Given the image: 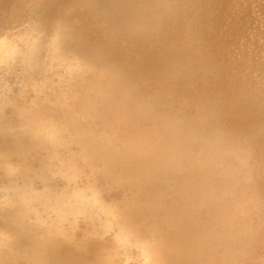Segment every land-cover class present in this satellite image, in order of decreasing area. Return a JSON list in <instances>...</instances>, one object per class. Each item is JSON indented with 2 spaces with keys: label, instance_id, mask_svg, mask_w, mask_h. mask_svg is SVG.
I'll return each mask as SVG.
<instances>
[{
  "label": "rangeland",
  "instance_id": "1",
  "mask_svg": "<svg viewBox=\"0 0 264 264\" xmlns=\"http://www.w3.org/2000/svg\"><path fill=\"white\" fill-rule=\"evenodd\" d=\"M240 1L0 0V47H2L0 53L3 56L0 55V264L249 263L251 252L247 247L243 248L245 244L242 242L238 230L239 228L245 229V227L250 230H253V228L255 230H257L256 228L263 229L264 209L262 207L248 201H238L227 205L215 200L211 205L208 198L201 195L204 201V209L201 211L196 209L193 212H203L201 215L204 218L208 217L205 219L206 221L212 217L211 208L213 211L221 212L225 217L221 222L223 225H219L221 232L218 235H187L185 234V228L177 223V219L174 221L172 217H175L178 210L185 211L183 212L186 214V222L184 221V223L189 228L193 227L187 224L189 223L187 216L189 209H187L186 202L180 199L179 192L169 195L170 192L165 191V189L171 190L169 187H172L173 182H177L181 178L182 180L185 178L198 180L197 175L194 173L188 174V172L175 170L168 166L169 159L175 157L179 152L176 136L185 139L193 138L190 143L200 142L195 139L197 136L193 129L195 126L199 127L201 132L198 137H202L203 140L217 132L227 135V139L231 136L233 138L232 142L238 139V143H245L250 138L252 147L263 149L261 147L262 136L252 137L253 139H251L248 133L242 131L230 135L231 131H235L240 124L248 122L251 117L253 119L257 117V120L262 123L264 121V115H262L261 121L258 118L261 115L260 113L263 114L264 112V0H242V3ZM250 3L251 6L247 7ZM226 4L227 6H225ZM234 6L235 8H233ZM127 13L128 15H126ZM229 13L231 15L235 14V17ZM241 15L243 16L241 17ZM68 18L73 19L69 20ZM78 19L81 20L77 21ZM83 19L89 20L87 22ZM241 19L243 20L241 21ZM90 22H94L93 25ZM193 22L197 23L194 24ZM79 23L80 25L77 26ZM83 23L85 24L83 25ZM96 26L99 27L98 31ZM89 29L91 32L87 31ZM235 31L237 34L234 35ZM254 31L255 34H253ZM216 34L218 38L215 37ZM166 36L168 37L166 38ZM202 36L204 37L202 38ZM239 37L242 38V41H238ZM240 42L241 45H238ZM223 47L227 48H224L226 51L223 50ZM248 49L253 53L249 52ZM154 50L156 56H154ZM251 53L253 58L250 55ZM109 54L112 56L110 57ZM113 54L116 57H113ZM8 56H10V59ZM226 57L227 59H225ZM233 59L235 60L233 61ZM212 61H214V64ZM255 62L256 65H254ZM233 63H235V66ZM138 64L141 69L137 68ZM128 65L130 66L129 71H127ZM236 65L240 69H237ZM254 66L257 71L254 70ZM231 68L234 70L233 75ZM249 71L252 72L249 73ZM148 73L151 75H148ZM252 73L254 74L251 75ZM236 74H239V76ZM239 78L240 83L238 82ZM213 81H217V83ZM211 84L214 92L207 89L212 87ZM153 85L155 86L153 87ZM244 85L250 88L243 87ZM94 89H96V92ZM239 91L242 93L241 96ZM224 92H226L227 98L224 96ZM232 92L235 93L232 94ZM172 94H176V97ZM94 95L97 96L94 97ZM201 95L202 99L199 101ZM102 97L103 102L100 100ZM242 98L243 101L248 102L247 105L251 106H247L244 112L242 111V119H239L240 111L235 110L237 107L235 105L241 103L240 99ZM184 99L185 101H182ZM104 100H106L105 102L108 100L109 103L107 102L106 105ZM219 100L222 102L220 103ZM254 100L256 103H254ZM217 101L219 102L217 103ZM260 102L262 103L260 104ZM226 103H229L230 106ZM254 104L258 109L254 107ZM106 106H108V109L105 108ZM233 106L235 111L232 109ZM101 107L103 109H99ZM104 109L106 112H104ZM237 109L239 110L238 107ZM169 110L172 111V114ZM205 110L210 113L207 114ZM192 111L195 113H192ZM246 111L248 114L245 113ZM222 112L225 116L227 115V118L221 115ZM81 113L84 114L81 115ZM250 113L254 115L252 116ZM228 115H231L230 119ZM128 116L130 119L127 118ZM233 116L236 123L238 121L239 124L234 122ZM212 117L216 122L213 121ZM237 117L238 119H236ZM75 119H77V122ZM80 119L84 120L83 125ZM85 121H88V125L85 124ZM241 121L242 123H240ZM263 124L261 125L262 129ZM86 126L89 128H86ZM258 126L260 128V125ZM227 127H230L231 131ZM99 128L100 131L102 130L101 132L98 131ZM127 128L128 130L125 133ZM262 129H259L261 134H263ZM114 130H117L125 138L121 142L125 143L127 141V144H123L127 147L108 140V136L113 134ZM166 132H172L174 135H166ZM156 133L161 136L165 133V141L156 142L147 137L150 134L151 138L156 139ZM245 136H248V139ZM258 140L259 142H257ZM128 145L130 146L128 147ZM210 150L214 151L212 152L214 154L210 156H222L218 150L214 148ZM253 154L257 156V153ZM256 163L260 165L258 160H255ZM253 167L254 171L251 170L247 175H244L247 182L255 183L261 177V175H258L260 171H256V167ZM262 173L264 174V171ZM202 179L203 185L208 186L209 180ZM156 190L162 193L166 201H161L155 195ZM233 206L235 207L233 208ZM77 233L82 236H78ZM62 254L72 256L71 260L62 262Z\"/></svg>",
  "mask_w": 264,
  "mask_h": 264
},
{
  "label": "bare ground",
  "instance_id": "2",
  "mask_svg": "<svg viewBox=\"0 0 264 264\" xmlns=\"http://www.w3.org/2000/svg\"><path fill=\"white\" fill-rule=\"evenodd\" d=\"M28 1V0H27ZM113 1V0H112ZM173 1V0H172ZM221 1V0H220ZM224 1H226V0H224ZM233 1V0H232ZM236 1H239V0H236ZM242 1V0H241ZM240 1V2H241ZM244 1V0H243ZM16 2V1H15ZM193 2V1H192ZM195 2V1H194ZM193 2V3H194ZM216 2H218V1H216ZM239 2V3H240ZM59 3V2H58ZM191 3V2H190ZM192 3V4H193ZM202 3V2H201ZM204 3H206V2H204ZM242 3V2H241ZM240 3V4H241ZM251 3H253V2H251ZM251 3H250V5L249 6H247V7H250L251 6ZM76 4V3H75ZM118 4V3H117ZM153 4V3H152ZM199 4V3H198ZM248 4V3H247ZM68 5V4H67ZM103 5V4H102ZM108 5V4H107ZM122 5H124V4H122ZM127 5V4H126ZM137 5V4H136ZM184 5V4H183ZM210 5V4H209ZM211 5H212V3H211ZM234 5V4H233ZM233 5H231V6H233ZM236 5H238V4H236ZM244 5V4H243ZM245 5H246V3H245ZM244 5V6H245ZM100 6V5H99ZM154 6V5H153ZM167 6V5H166ZM196 6V5H195ZM205 6V5H204ZM207 6V5H206ZM225 6H227V4L225 5ZM258 6V5H257ZM3 7V6H2ZM102 7V6H101ZM124 7V6H123ZM128 7V6H127ZM199 7V6H198ZM203 7V6H202ZM208 7V6H207ZM239 7V6H238ZM262 7V6H261ZM49 8V7H48ZM51 8V7H50ZM93 8V7H92ZM111 8V7H110ZM184 8V7H183ZM191 8V7H190ZM209 8V7H208ZM207 8V9H208ZM211 8H213V7H211ZM233 8H235V6L233 7ZM240 8V7H239ZM238 8V9H239ZM260 8V7H259ZM210 9V8H209ZM214 9H215V5H214ZM223 9V8H222ZM238 9H236L237 11H240V10H238ZM243 9V8H242ZM253 9V8H252ZM14 10V9H13ZM101 10V9H100ZM220 10H221V8H220ZM246 10V9H245ZM248 10V9H247ZM118 11V10H117ZM134 11V10H133ZM181 11V10H180ZM183 11V10H182ZM197 11V10H196ZM195 11V12H196ZM209 11V10H208ZM224 11V10H223ZM230 11H231V8H230ZM234 11V10H233ZM16 12V11H15ZM124 12V11H123ZM201 12V11H200ZM203 12V11H202ZM217 12V11H216ZM228 12V11H227ZM255 12V11H254ZM27 13V12H26ZM87 13V12H86ZM92 13V12H91ZM178 13V12H177ZM184 13V12H183ZM192 13V12H191ZM218 13V12H217ZM53 14V13H52ZM99 14H100V12H99ZM152 14V13H151ZM200 14H202V13H200ZM230 14V13H229ZM240 14V13H239ZM247 14V13H246ZM251 14V13H250ZM255 14V13H254ZM5 15V14H4ZM47 15V14H46ZM96 15V14H95ZM126 15H128V13L126 14ZM178 15H179V13H178ZM181 15V14H180ZM187 15V14H186ZM203 15V14H202ZM211 15V14H210ZM231 15V14H230ZM229 15V16H230ZM235 15V14H234ZM234 15H231V16H234ZM260 15V14H259ZM73 16H74V14H73ZM92 16H94V15H92ZM100 16V15H99ZM106 16V15H105ZM115 16V15H114ZM160 16V15H159ZM177 16V15H176ZM194 16V15H193ZM197 16H198V14H197ZM217 17L219 16V15H216ZM215 16V17H216ZM243 15H241V17H242ZM245 16V15H244ZM254 16V15H253ZM77 17V16H76ZM84 17V16H83ZM91 17V16H90ZM181 17V16H180ZM200 17H202V16H200ZM226 17V16H225ZM235 17V16H234ZM237 17H239V16H237ZM240 17V18H241ZM81 18V17H80ZM85 18V17H84ZM92 18V17H91ZM90 18V19H91ZM101 18V17H100ZM99 18V19H100ZM213 18V17H212ZM224 18V17H223ZM227 18V17H226ZM254 18V17H253ZM261 18V17H260ZM9 19V18H8ZM69 19V18H68ZM71 19H73V18H71ZM71 19H69V20H71ZM76 19V18H75ZM98 19V20H99ZM111 19V18H110ZM198 19V18H197ZM213 19H215V18H213ZM220 19V18H219ZM236 19V18H235ZM258 19H259V17H258ZM81 20V19H80ZM79 19L77 20V21H80ZM84 20V19H83ZM87 19H85L84 21H86ZM89 20V19H88ZM88 20H87V22H88ZM109 20V19H108ZM107 20V21H108ZM177 20V19H176ZM207 20V19H206ZM231 20H232V18H231ZM243 19H241V21H242ZM244 20H245V18H244ZM257 20V19H256ZM95 21V20H94ZM105 21V20H104ZM111 21V20H110ZM125 21V20H124ZM202 21V20H201ZM216 22H217V20H215ZM221 21H222V19H221ZM233 21V20H232ZM250 21V20H249ZM254 21V20H253ZM83 22V21H82ZM81 22V23H82ZM102 22V21H101ZM123 22V21H122ZM127 22V21H126ZM166 22V21H165ZM174 22V21H173ZM197 22H199V21H197ZM197 22H195V23H197ZM204 22V21H203ZM214 22V21H213ZM215 22V23H216ZM91 23V22H90ZM94 23V22H93ZM93 23H91L92 25H93ZM97 23V22H96ZM110 23V22H109ZM113 23V22H112ZM170 23V22H169ZM194 23V22H193ZM194 23V24H195ZM208 23V22H207ZM222 23V22H221ZM220 23V24H221ZM225 23H226V21H225ZM234 23V22H233ZM263 23H264V21H263ZM85 23H83V25H84ZM99 24H101V23H99ZM154 24V23H153ZM179 25H180V23H178ZM194 24H192V25H194ZM227 24H228V21H227ZM226 24V25H227ZM80 25V23L77 25V26H79ZM82 25V26H83ZM88 25V24H87ZM98 25V24H97ZM133 25V24H132ZM188 25V24H187ZM210 25V24H209ZM214 25V24H213ZM219 25V24H218ZM233 25V24H232ZM231 25V26H232ZM235 25H236V23H235ZM247 25H248V23H247ZM251 25V24H250ZM102 26V25H101ZM106 26V25H105ZM108 26H109V24H108ZM107 26V27H108ZM176 26V25H175ZM178 26V25H177ZM195 26V25H194ZM193 26V27H194ZM220 26V25H219ZM229 26V25H228ZM234 26V25H233ZM238 26V25H237ZM240 26V25H239ZM256 26V25H255ZM260 26V25H259ZM42 27V26H41ZM91 27V26H90ZM89 27V28H90ZM94 27V26H93ZM173 27V26H172ZM203 27V26H202ZM205 27V26H204ZM212 27V26H211ZM215 27V26H214ZM221 27V26H220ZM226 27V26H225ZM230 27V26H229ZM258 27V26H257ZM96 28H97V26H96ZM99 28V27H98ZM98 28H97V31H98ZM102 28V27H101ZM113 28V27H112ZM115 28V27H114ZM123 28V27H122ZM167 28V27H166ZM170 28V27H169ZM192 28V27H191ZM206 28V27H205ZM209 28V27H208ZM232 28V27H231ZM235 29H236V27H234ZM233 28V29H234ZM244 28V27H243ZM252 28V27H251ZM82 29V28H81ZM86 29H88V28H86ZM177 29V28H176ZM193 29V28H192ZM198 29H199V27H198ZM197 29V30H198ZM214 29V28H213ZM220 29V28H219ZM218 29V30H219ZM222 29V28H221ZM239 29V28H238ZM237 29V30H238ZM83 31H84V29H82ZM94 30V29H93ZM116 30V29H115ZM126 30V29H125ZM148 30V29H147ZM200 30V29H199ZM206 30V29H205ZM217 30V31H218ZM88 32L90 31V29L89 30H87ZM117 31V30H116ZM190 31V30H189ZM221 31H224V30H221ZM228 31V30H227ZM239 31V30H238ZM249 31V30H248ZM58 32V31H57ZM77 32H78V30H77ZM86 32V31H85ZM91 32V31H90ZM93 32V31H92ZM101 32V31H100ZM114 32V31H113ZM112 32V33H113ZM133 32V31H132ZM147 32V31H146ZM205 32V31H204ZM203 32V33H204ZM207 32H209V31H207ZM216 32V31H215ZM231 32V31H230ZM229 32V33H230ZM242 32V31H241ZM260 32V31H259ZM111 33V34H112ZM118 33V32H117ZM119 33H121V32H119ZM154 33V32H153ZM179 33V32H178ZM183 33V32H182ZM191 33V32H190ZM217 33V32H216ZM231 33H233V32H231ZM235 33L237 34V32L235 31L234 32V35H235ZM238 33H240V31L238 32ZM250 33V32H249ZM90 34V33H89ZM89 34H88V36H89ZM92 34V33H91ZM100 34H102V33H100ZM109 34V33H108ZM108 34H106L107 36H108ZM129 34V33H128ZM172 34V33H171ZM253 34H255V31L253 32ZM261 34V33H260ZM113 35V34H112ZM147 35V34H146ZM178 35V34H177ZM188 35V34H187ZM204 35V34H203ZM212 35V34H211ZM220 35V34H219ZM229 35V34H228ZM239 35V34H238ZM250 35V34H249ZM257 35V34H256ZM98 36V35H97ZM100 36H102V35H100ZM153 36V35H152ZM155 36V35H154ZM174 36H176V35H174ZM196 36V35H195ZM217 36V34L215 35V37ZM225 36V35H224ZM223 36V37H224ZM231 36H232V34H231ZM237 36V35H236ZM235 36V37H236ZM242 36V35H241ZM240 36V37H241ZM244 36V35H243ZM247 36H248V33H247ZM246 36V37H247ZM11 37H13V36H11ZM103 37V36H102ZM149 37V36H148ZM168 36H166V38H167ZM199 37V36H198ZM204 36H202V38H203ZM211 37V36H210ZM212 37H213V35H212ZM229 37V36H228ZM240 37H239V40L238 41H240L241 39H240ZM245 37V36H244ZM255 37V36H254ZM253 37V38H254ZM2 38V37H1ZM5 38H7V37H5ZM4 38V39H5ZM104 38V37H103ZM119 38V37H118ZM122 38V37H121ZM133 38V37H132ZM150 38V37H149ZM216 38H218V37H216ZM220 38V37H219ZM226 38V37H225ZM230 38V37H229ZM238 38V37H237ZM248 38V37H247ZM46 39V38H45ZM66 39V38H65ZM100 39H102L101 37H100ZM148 39V38H147ZM159 39V38H158ZM179 39V38H178ZM187 39V38H186ZM201 39V38H200ZM205 39H206V37H205ZM208 39V38H207ZM232 39V38H231ZM256 39H257V37H256ZM1 40V39H0ZM67 40V39H66ZM82 40H83V38H82ZM112 40V39H111ZM110 40V41H111ZM119 40H120V38H119ZM127 40H128V38H127ZM169 40V39H168ZM171 40V39H170ZM203 40V39H202ZM211 40H213V39H211ZM224 40V39H223ZM230 40V39H229ZM248 40V39H247ZM246 40V41H247ZM249 40H250V38H249ZM254 40H255V38H254ZM9 41V40H8ZM15 41V40H14ZM101 41V40H100ZM102 41H103V39H102ZM106 41V40H105ZM109 41V42H110ZM121 41V40H120ZM120 41H119V43H120ZM134 41V40H133ZM138 41V40H137ZM144 41H145V39H144ZM182 41V40H181ZM197 41H199V40H197ZM226 41V40H225ZM228 41V40H227ZM237 41V40H236ZM237 41V42H238ZM242 41V40H241ZM253 41V40H252ZM3 42V41H2ZM10 42V41H9ZM8 42V43H9ZM81 42V41H80ZM131 42V41H130ZM147 42V41H146ZM149 42V41H148ZM169 42V41H168ZM187 42V41H186ZM204 42V41H203ZM220 42V41H219ZM248 42V41H247ZM254 42V41H253ZM105 43V42H104ZM118 43V42H117ZM118 43V44H119ZM122 43V42H121ZM127 43V42H126ZM151 43V42H150ZM154 43V42H153ZM198 43V42H197ZM201 43V42H200ZM212 43V42H211ZM214 43V42H213ZM243 43H244V40H243ZM255 43V42H254ZM262 43V42H261ZM260 43V44H261ZM11 44H13V43H11ZM10 44V45H11ZM89 44H90V42H89ZM88 44V45H89ZM111 44V43H110ZM109 44V45H110ZM131 44V43H130ZM137 44V43H136ZM186 44V43H185ZM238 44V43H237ZM246 44V43H245ZM252 44V43H251ZM250 44V45H251ZM3 45V44H2ZM1 45V46H2ZM7 45V44H6ZM9 45V46H10ZM16 45V44H15ZM68 45V44H67ZM108 45V44H107ZM112 45V44H111ZM138 45V44H137ZM174 45H176V44H174ZM206 45V44H205ZM215 45V44H214ZM213 45V46H214ZM218 45H220V44H218ZM238 45H241V42L238 44ZM37 46V45H36ZM103 46V45H102ZM118 46V45H117ZM130 46V45H129ZM147 46V45H146ZM201 46H202V43H201ZM216 46V45H215ZM225 46V45H224ZM235 46V45H234ZM259 46V45H258ZM7 47H8V45H7ZM92 47V46H91ZM93 47H94V45H93ZM119 47V46H118ZM117 47V48H118ZM121 47V46H120ZM158 47V46H157ZM156 47V48H157ZM171 47V46H170ZM178 47V46H177ZM176 47V48H177ZM232 47V46H231ZM0 48H2V47H0ZM13 48V47H12ZM15 48V47H14ZM104 48V47H103ZM106 48V47H105ZM110 48V47H109ZM112 48V47H111ZM139 48V47H138ZM142 48H143V46H142ZM206 48V47H205ZM218 48V47H217ZM217 48H214V49H217ZM224 48H226V47H223V50H224ZM233 48V47H232ZM242 48V47H241ZM256 48V47H255ZM262 48V47H261ZM4 49V48H3ZM92 49V48H91ZM107 49H108V47H107ZM128 49V48H127ZM159 49V48H158ZM158 49H157V51H158ZM173 49H174V47H173ZM182 49V48H181ZM197 49V48H196ZM213 49V51H215ZM219 49V48H218ZM227 49V48H226ZM258 49H260V48H258ZM9 50H12V49H9ZM8 50V51H9ZM110 50V49H109ZM117 50V49H116ZM139 50H140V48H139ZM219 50H221V49H219ZM222 50V51H223ZM253 50V49H252ZM3 51V50H2ZM13 51V50H12ZM94 51V50H93ZM95 51H97V50H95ZM104 51V50H103ZM127 51V50H126ZM152 51V50H151ZM184 51V50H183ZM198 51V50H197ZM208 51V50H207ZM210 51V50H209ZM224 51H226V50H224ZM248 51L249 52H252L251 50H249L248 49ZM0 52H1V50H0ZM4 52V51H3ZM5 52H7V50H5ZM11 52V51H10ZM14 52V51H13ZM99 52V51H98ZM107 52H108V50H107ZM112 52V51H111ZM116 52V51H115ZM165 52V51H164ZM173 52V51H172ZM186 52H188V51H186ZM192 52V51H191ZM190 52V53H191ZM193 52H195V51H193ZM229 52V51H228ZM230 52H231V50H230ZM244 52H246V51H244ZM248 52V53H249ZM255 52V51H254ZM259 52V51H258ZM12 53V52H11ZM92 53V52H91ZM95 53V52H94ZM133 53V52H132ZM143 53V52H142ZM142 53H140V54H142ZM152 53H153V51H152ZM154 53H155V55L154 56H156V52H155V50H154ZM170 53H171V51H170ZM170 53H168V54H170ZM220 53V52H219ZM223 53V52H222ZM242 53H243V51H242ZM241 53V54H242ZM253 53V52H252ZM252 53L250 54L251 56H252ZM256 53V52H255ZM2 53H0V55H1ZM7 54V53H6ZM9 54V53H8ZM13 54V53H12ZM112 54V53H111ZM116 54V53H115ZM117 54H119V53H117ZM139 54V53H138ZM158 54V53H157ZM162 54H163V51H162ZM214 54V53H213ZM217 54V53H216ZM231 54H232V52H231ZM230 54V55H231ZM240 54V55H241ZM245 54H247V53H245ZM264 54V53H263ZM110 55V54H109ZM108 55V56H109ZM114 55V54H113ZM124 55V54H123ZM132 55V54H131ZM135 55V54H134ZM149 55H150V53H149ZM186 55V54H185ZM189 55V54H188ZM219 55V54H218ZM222 55V54H221ZM235 55V54H234ZM239 55V56H240ZM258 55V54H257ZM256 55V56H257ZM262 55V54H261ZM2 56V55H1ZM112 55H110V57H111ZM146 56V55H145ZM153 56V55H152ZM158 56V55H157ZM161 56V55H160ZM159 56V57H160ZM179 56V55H178ZM184 56V55H183ZM225 56V55H224ZM227 56V55H226ZM232 56V55H231ZM238 56V55H237ZM244 56V55H243ZM246 56V55H245ZM3 57V56H2ZM9 57V59H10V56H8ZM12 57V56H11ZM101 57V56H100ZM104 57V56H103ZM113 57H116V55H114ZM120 57V56H119ZM123 57V56H122ZM122 57H121V59H122ZM129 57V56H128ZM174 57V56H173ZM248 57H250V56H248ZM255 57V56H254ZM258 57V56H257ZM261 57V56H260ZM1 58V57H0ZM109 58V57H108ZM130 58V57H129ZM146 58V57H145ZM149 58H150V56H149ZM156 58V57H155ZM166 58H168V57H166ZM190 58H191V56H190ZM204 58V57H203ZM208 58V57H207ZM214 58V57H213ZM217 58V57H216ZM234 58V57H233ZM240 58H241V56H240ZM251 58V57H250ZM252 58H253V56H252ZM6 59V58H5ZM87 59V58H86ZM102 59V58H101ZM148 59V58H147ZM160 59V58H159ZM196 59H197V57H196ZM225 59H227V57L225 58ZM228 59H230V58H228ZM236 59V58H235ZM235 59H233V61L235 60ZM242 59V58H241ZM7 60H8V58H7ZM104 60V59H103ZM107 60V59H106ZM117 60V59H116ZM124 60V59H123ZM127 60H128V58H127ZM131 60V59H130ZM138 60V59H137ZM152 60V59H151ZM168 60V59H167ZM180 60V59H179ZM184 60H186V59H184ZM203 60V59H202ZM219 60H220V58H219ZM221 60H223V59H221ZM240 60V59H239ZM246 60H247V58H246ZM246 60H244V61H246ZM250 60V59H249ZM263 60V59H262ZM1 61V60H0ZM3 61H4V59H3ZM109 61V60H108ZM139 61H140V59H139ZM141 61H142V59H141ZM149 61V60H148ZM190 61V60H189ZM210 61H211V59H210ZM257 61V60H256ZM259 61V60H258ZM5 62V61H4ZM117 62V61H116ZM118 62H119V58H118ZM122 62V61H121ZM127 62V61H126ZM130 62V61H129ZM134 62V61H133ZM142 62H144V61H142ZM160 62V61H159ZM168 62V61H167ZM191 62V61H190ZM195 62V61H194ZM213 62V64H214V61H212ZM217 62V61H216ZM221 62V61H220ZM232 62V61H231ZM250 62V61H249ZM263 62V61H262ZM120 63V62H119ZM158 63V62H157ZM171 63V62H170ZM192 63V62H191ZM201 63H203V62H201ZM226 63V62H225ZM229 63V62H228ZM244 63V62H243ZM254 63V62H253ZM253 63H252V65H253ZM260 63H261V61H260ZM1 64V63H0ZM117 64V63H116ZM125 65H126V63H124ZM130 64V63H129ZM133 64H135V63H133ZM148 65H149V63H147ZM172 64V63H171ZM170 64V65H171ZM193 64V63H192ZM195 64V63H194ZM232 64V63H231ZM234 64V66H235V63H233ZM236 64L238 65V63L236 62ZM248 64V63H247ZM247 64H244V65H246V66H248ZM81 65V64H80ZM105 65V64H104ZM112 65H114V64H112ZM121 65V64H120ZM131 65V64H130ZM145 65V64H144ZM173 65V64H172ZM186 65V64H185ZM185 65H183V66H185ZM203 65V64H202ZM202 65H201V67H202ZM208 65V64H207ZM237 65H236V67H237ZM241 65H242V63H241ZM251 65V64H250ZM254 65H256V62H255V64ZM129 66V65H128ZM132 66V65H131ZM160 66V65H159ZM199 66V65H198ZM223 66V65H222ZM260 66V65H259ZM115 67V66H114ZM118 67V66H117ZM126 67H127V65H126ZM134 67V66H133ZM140 67H142V66H140ZM147 67V66H146ZM146 67H145V69H146ZM154 67H155V65H154ZM164 67V66H163ZM176 67V66H175ZM205 67V66H204ZM210 67V66H209ZM216 67H217V65H216ZM220 67V66H219ZM240 67V66H239ZM242 67V66H241ZM249 67V66H248ZM248 67H245V68H248ZM258 67V66H257ZM121 68V67H120ZM129 68H130V66L128 67V70L127 71H129ZM132 68V67H131ZM137 68H139V64H138V67ZM136 68V69H137ZM166 68V67H165ZM164 68V69H165ZM191 68V67H190ZM243 68V67H242ZM260 68H261V66H260ZM97 69V68H96ZM95 69V70H96ZM113 69V68H112ZM115 69V68H114ZM126 69V68H125ZM139 69H141V68H139ZM186 69H187V67H186ZM198 69V68H197ZM216 69V68H215ZM224 69V68H223ZM226 69V68H225ZM237 69H240V68H238L237 67ZM117 70V69H116ZM115 70V71H116ZM131 70V69H130ZM151 70H152V68H151ZM156 70V69H155ZM167 70V69H166ZM180 70V69H179ZM214 70V69H213ZM217 70V69H216ZM231 70H232V68H231ZM247 70V69H246ZM254 70H256L255 69V66H254ZM124 71V70H123ZM136 71V70H135ZM146 72H147V70H145ZM144 71V72H145ZM150 71V70H149ZM154 71V70H153ZM164 71V70H163ZM171 71V70H170ZM194 71V70H193ZM220 71V70H219ZM227 71V70H226ZM225 71V72H226ZM233 71L234 70H232V75H233ZM240 71H242V70H240ZM257 71V70H256ZM146 72H145V74H146ZM191 72V71H190ZM197 72V71H196ZM198 72H199V70H198ZM216 72V71H215ZM237 72V71H236ZM250 72H252V71H249V73ZM80 73V72H79ZM103 73V72H102ZM106 73V72H105ZM128 73V72H127ZM137 73V72H136ZM172 73V72H171ZM223 73V72H222ZM239 73V72H238ZM95 74V73H94ZM118 74V73H117ZM123 74V73H122ZM154 74V73H153ZM168 74V73H167ZM166 74V75H167ZM174 74H175V72H174ZM188 74V73H187ZM193 74H196V73H193ZM201 74V73H200ZM225 74V73H224ZM254 73H252L251 75H253ZM258 74H260V73H258ZM257 74V75H258ZM87 75H88V73H87ZM138 75V74H137ZM148 75H151V74H149L148 73ZM172 75V74H171ZM213 75V74H212ZM212 75H210V76H212ZM214 75H215V73H214ZM223 75V74H222ZM236 75H238L239 76V74H236ZM241 75V74H240ZM248 75V74H247ZM250 75V77H252ZM91 76H92V74H91ZM130 76V75H129ZM144 76V75H143ZM163 76V75H162ZM162 76H161V78H162ZM182 76V75H181ZM217 76V75H216ZM215 76V77H216ZM224 76V75H223ZM230 77H231V75H229ZM249 76V75H248ZM260 76H261V74H260ZM78 77V76H77ZM116 77V76H115ZM125 77V76H124ZM133 77V76H132ZM139 77V76H138ZM138 77H137V79H138ZM149 77V76H148ZM148 77H147V80H148ZM164 77V76H163ZM183 77V76H182ZM198 77V76H197ZM201 77V76H200ZM220 77V76H219ZM226 77V76H225ZM233 77V76H232ZM103 78V77H102ZM111 78V77H110ZM128 78V77H127ZM131 78V77H130ZM144 78V77H143ZM154 78V77H153ZM156 78V77H155ZM189 78V77H188ZM218 78V77H217ZM236 78H238V77H236ZM246 78V77H245ZM247 78H249V77H247ZM255 78V77H254ZM264 78V77H263ZM133 79H134V77H133ZM136 79V80H137ZM141 79V78H140ZM157 79V78H156ZM171 79V78H170ZM170 79H169V81H170ZM219 79V78H218ZM251 79V78H250ZM258 79V78H257ZM77 80V79H76ZM94 80V79H93ZM143 80V79H142ZM146 80V79H145ZM153 80V79H152ZM173 80V79H172ZM197 80V79H196ZM201 80H203V79H201ZM205 80V79H204ZM207 80V79H206ZM237 80V79H236ZM243 81H244V79H242ZM247 80V79H246ZM245 80V81H246ZM261 80V79H260ZM88 81V80H87ZM98 81V80H97ZM119 81V80H118ZM128 81V80H127ZM138 81V80H137ZM164 81V80H163ZM208 81V80H207ZM211 81V80H210ZM222 81V80H221ZM226 81V80H225ZM229 81H230V79H229ZM232 81V80H231ZM235 81V80H234ZM253 81V80H252ZM257 81V80H256ZM145 82V81H144ZM182 82V81H181ZM191 82H193V81H191ZM214 83H217V81L215 82V81H213ZM213 82H211V83H213ZM222 82H224V81H222ZM237 82V81H236ZM239 83L241 82L240 81V78H239V81H238ZM250 82V81H249ZM260 82V81H259ZM76 83V82H75ZM92 83V82H91ZM98 83V82H97ZM104 83H105V81H104ZM131 83V82H130ZM136 83V82H135ZM139 83V82H138ZM142 83V82H141ZM151 83H153V82H151ZM157 83H159L158 81H157ZM168 83V82H167ZM226 83V82H225ZM245 83V82H244ZM256 83H258V82H256ZM263 83V82H262ZM90 84V83H89ZM96 84V83H95ZM110 84H112V83H110ZM134 84V83H133ZM144 84V83H143ZM210 84V83H209ZM208 84V85H209ZM223 84V83H222ZM251 84V83H250ZM253 84H255V83H253ZM113 85V84H112ZM128 85V84H127ZM132 85V84H131ZM150 85V84H149ZM156 85V84H155ZM155 85H153V87L155 86ZM164 85H165V83H164ZM176 85H179V84H176ZM212 85V84H211ZM219 85V84H218ZM217 85V86H218ZM231 85V84H230ZM239 85V84H238ZM243 85V84H242ZM89 86V85H88ZM99 86H100V84H99ZM133 86H135V85H133ZM141 86H142V84H141ZM175 86V85H174ZM181 86V85H180ZM183 86V85H182ZM186 86H187V84H186ZM185 86V87H186ZM201 86V85H200ZM199 86V87H200ZM207 86V85H206ZM221 86V85H220ZM228 85L226 84V87H227ZM235 86V85H234ZM248 87L247 85H244L243 87ZM260 86V85H259ZM109 87V86H108ZM136 87H137V85H136ZM135 87V88H136ZM142 87H144V86H142ZM147 87V86H146ZM157 87V86H156ZM165 87V86H164ZM205 87V86H204ZM209 87V86H208ZM225 87V88H226ZM237 87V86H236ZM255 87V86H254ZM253 87V88H254ZM148 88V87H147ZM151 88H152V86H151ZM151 88H150V90H151ZM177 88V87H176ZM179 88V87H178ZM215 88V87H214ZM229 88V87H228ZM234 88V87H233ZM248 88H250V87H248ZM85 89V88H84ZM96 89H98V88H96ZM96 89H94L95 90V92H96ZM129 89V88H128ZM133 89V88H132ZM140 89V88H139ZM159 89V88H158ZM185 89V88H184ZM188 89V88H187ZM193 89V88H192ZM201 89V88H200ZM204 89V88H203ZM206 89V88H205ZM208 89V91H210V92H212L213 91V85H212V87H209V88H207ZM81 90V89H80ZM154 90H156V89H154ZM164 90V89H163ZM169 90H170V86H169ZM178 90V89H177ZM176 90V91H177ZM190 90V89H189ZM215 90V89H214ZM223 90V89H222ZM234 90H235V88H234ZM249 90V89H248ZM253 90V89H252ZM255 90V89H254ZM93 91V90H92ZM109 91V90H108ZM126 91V90H125ZM129 91V90H128ZM166 91V90H165ZM173 91V90H172ZM175 91V92H176ZM184 91V90H183ZM187 91V90H186ZM199 91V90H198ZM206 91V90H205ZM217 91V90H216ZM220 91V90H219ZM257 91V90H256ZM94 92V93H95ZM107 92V91H106ZM123 92V91H122ZM132 92V91H131ZM170 92H171V90H170ZM192 92V91H191ZM203 92V91H202ZM214 92V91H213ZM249 92H251V91H249ZM259 92V91H258ZM129 93V92H128ZM149 93V92H148ZM168 93V92H167ZM189 93V92H188ZM195 93H197L196 91H195ZM221 93V92H220ZM223 93V92H222ZM226 92H224V96L226 97V94H225ZM235 93V92H234ZM233 92H232V94H234ZM239 93H240V96H241V91H239ZM248 93V92H247ZM257 93V92H256ZM132 94V93H131ZM133 94H134V92H133ZM141 94V93H140ZM151 94H152V92H151ZM160 94V93H159ZM206 94V93H205ZM236 94H237V92H236ZM236 94H235V96H236ZM252 94V93H251ZM262 94V93H261ZM92 95H93V93H92ZM91 95V96H92ZM154 95H155V93H154ZM161 95V94H160ZM173 95V94H172ZM207 95V94H206ZM216 95V94H215ZM220 95V94H219ZM245 95H247V94H245ZM95 96H97V95H94V97ZM100 96V95H99ZM121 96V95H120ZM157 96V95H156ZM163 96V95H162ZM168 96V95H167ZM173 96H175L176 97V94L175 95H173ZM185 96H188V95H185ZM209 97H210V95H208ZM213 96H214V93H213ZM223 96V95H222ZM230 96H231V94H230ZM71 97V96H70ZM74 97V96H73ZM87 97V96H86ZM93 97V98H94ZM101 97V96H100ZM105 97V96H104ZM107 97H108V95H107ZM138 97V96H137ZM154 97V96H153ZM192 97V96H191ZM219 97V96H218ZM251 97V96H250ZM264 97V96H263ZM92 98V99H93ZM97 98V97H96ZM198 98V97H197ZM205 98V97H204ZM227 98V97H226ZM244 98V97H243ZM243 98L242 99H240V102L241 103H237L235 106H237L238 108H239V110L237 109V107H236V109L235 110H237V112L238 111H240V117H239V119L241 118L242 119V115H241V113H243L244 112V109L245 108H247V106L248 107H250L249 105H247V103L245 102V101H243ZM247 98H249V97H247ZM116 99H118V98H116ZM120 99V98H119ZM141 99V98H140ZM144 99V98H143ZM162 99V98H161ZM164 99V98H163ZM171 99V98H170ZM182 99H183V97H182ZM189 99V98H188ZM200 99H202V95L199 97V101H200ZM210 99H211V97H210ZM224 99V98H223ZM233 99V98H232ZM235 99H237V98H235ZM257 99H258V97H257ZM256 99V100H257ZM264 99V98H263ZM100 100H102V102H103V97H102V99L100 98ZM131 100H133V99H131ZM149 100H150V98H149ZM173 100V99H172ZM175 100V99H174ZM179 100V99H178ZM204 100V99H203ZM215 100H216V98H215ZM218 100V99H217ZM221 100V99H220ZM219 100V101H220ZM226 100H228V99H226ZM248 100V99H247ZM250 100V99H249ZM251 100H252V98H251ZM262 100V99H261ZM97 101H98V98H97ZM106 100H104V102H105ZM118 101V100H117ZM154 101H156V100H154ZM171 101V100H170ZM179 101H181V100H179ZM182 101H185V99L184 100H182ZM207 101V100H206ZM208 101H210V100H208ZM219 101H217V103L219 102ZM255 101V100H254ZM74 102V101H73ZM85 102V101H84ZM91 102V101H90ZM107 102H108V100H107ZM107 102H105L106 103V105H107ZM160 102V101H159ZM213 102V101H212ZM211 102V103H212ZM215 102V101H214ZM213 102V103H214ZM222 101H220V103H221ZM251 102V101H250ZM72 103V102H71ZM98 103H101V102H98ZM109 103V102H108ZM168 103V102H167ZM172 103V102H171ZM191 103V102H190ZM189 103V104H190ZM254 103H256V101L254 102ZM258 103V102H257ZM262 102H260V104H261ZM112 104V103H111ZM138 104V103H137ZM145 104V103H144ZM146 104H149V103H146ZM205 104V103H204ZM204 104H202V105H204ZM226 104H228L229 105V103H226ZM263 104H264V102H263ZM88 105V104H87ZM91 105V104H90ZM164 105V104H163ZM194 105V104H193ZM199 105V104H198ZM201 105V104H200ZM216 105V104H215ZM221 105H223V104H221ZM227 105V106H228ZM99 106V105H98ZM131 106V105H130ZM134 106H135V104H134ZM144 106V105H143ZM148 106V105H147ZM178 106V105H177ZM185 107H186V105H184ZM217 106H219V105H217ZM226 106V105H225ZM230 106V105H229ZM240 106V107H239ZM259 106V105H258ZM79 107V106H78ZM77 107V108H78ZM111 107V106H110ZM109 107V108H110ZM159 107V106H158ZM167 107V106H166ZM176 107V106H175ZM179 107V106H178ZM189 107V106H188ZM206 107V106H205ZM216 107V106H215ZM254 107L255 108H257L256 106H255V104H254ZM260 107H262V106H260ZM264 107V106H263ZM105 108H107L108 109V106H106ZM117 108V107H116ZM137 108V107H136ZM202 108V107H201ZM207 108V107H206ZM209 108V107H208ZM220 108V107H219ZM225 108V107H224ZM234 108V106L232 107V109ZM254 108V109H255ZM88 109V108H87ZM89 109H91V108H89ZM99 109H103V107H101V108H99ZM138 109V108H137ZM149 109V108H148ZM161 109H163V108H161ZM166 109V108H165ZM179 109V108H178ZM221 109V108H220ZM229 109H230V107H229ZM253 109V108H252ZM258 109V108H257ZM256 109V110H257ZM260 109V108H259ZM47 110V109H46ZM78 110H79V112H80V109L78 108ZM77 110V111H78ZM92 110H94V109H92ZM144 110V109H143ZM159 110V109H158ZM167 110H168V108H167ZM184 110V109H183ZM188 110V109H187ZM193 110V109H192ZM212 110V109H211ZM216 110H218V109H216ZM228 110V109H227ZM226 110V111H227ZM231 110V109H230ZM234 110V109H233ZM234 110V111H235ZM251 110V109H250ZM263 110V109H262ZM34 111V110H33ZM55 111V110H54ZM60 111V110H59ZM68 111H69V109H68ZM83 111V110H82ZM101 111V110H100ZM116 111V110H115ZM134 111V110H133ZM170 111V110H169ZM180 111H182V110H180ZM195 111H196V109H195ZM222 111H223V108H222ZM225 111V110H224ZM243 111V112H242ZM248 111V110H247ZM247 111L245 112L246 114H248L247 113ZM261 111V110H260ZM260 111H258L259 113H260ZM86 112V111H85ZM102 112V111H101ZM104 112H106V110L104 109ZM162 112H163V110H162ZM171 112V114H172V111H170ZM188 112V111H187ZM205 112H206V110H205ZM227 112H229V111H227ZM233 112V111H232ZM130 113V112H129ZM192 113H195V112H193L192 111ZM207 113V112H206ZM205 113V114H206ZM208 113H210V112H208ZM207 113V114H208ZM214 113H215V110H214ZM217 113V112H216ZM220 113V112H219ZM82 114H84V113H81V115ZM86 114V113H85ZM102 114V113H101ZM101 114H99V115H101ZM105 114V113H104ZM164 114V113H163ZM197 114V113H196ZM200 114V113H199ZM225 114H227V113H225ZM234 114V113H233ZM238 114V113H237ZM237 114H236V116H237ZM245 114V115H246ZM251 114V113H250ZM256 114H257V112H256ZM261 115L258 117L259 119H260V121H261V119H262V115H264V112H263V114H262V112L260 113ZM49 115V114H48ZM116 115V114H115ZM136 115H137V113H136ZM141 115V114H140ZM211 115V114H210ZM210 115H208L209 117H210ZM218 115V114H217ZM221 115H224L223 114V112H222V114ZM221 115H219V116H221ZM252 116L254 115V114H251ZM58 116V115H57ZM68 116V115H67ZM66 116V117H67ZM70 116V115H69ZM72 116H73V113H72ZM75 116V115H74ZM84 116V115H83ZM89 116V115H88ZM142 116V115H141ZM171 116V115H170ZM169 116V117H170ZM183 116V115H182ZM198 116V115H197ZM204 116V115H203ZM203 116H201V117H203ZM225 116V115H224ZM227 116V115H226ZM225 116V117H226ZM230 116L231 115H228V117H229V119H230ZM250 116V115H249ZM248 116V117H249ZM256 116V115H255ZM76 117H77V115H76ZM79 117V116H78ZM87 117V116H86ZM110 117V116H109ZM113 117V116H112ZM124 117V116H123ZM138 117V116H137ZM191 117H192V115H191ZM208 117V118H209ZM91 118V117H90ZM102 118V117H101ZM107 118V117H106ZM116 118V117H115ZM127 118H129V116L127 117ZM168 118V117H167ZM175 118V117H174ZM177 118V117H176ZM186 118H187V116H186ZM216 118V117H215ZM227 118V117H226ZM233 118H234V116H233ZM233 118H231V119H233ZM246 118V117H245ZM264 118V117H263ZM70 119V118H69ZM114 119V118H113ZM130 119V118H129ZM163 119V118H162ZM195 119V118H194ZM193 119V120H194ZM198 119V118H197ZM196 119V120H197ZM212 119H213V117H212ZM236 119H238V117L236 118ZM255 119H256V121H255ZM77 119H75V121H76ZM79 120V119H78ZM81 120V119H80ZM91 120V119H90ZM90 120H88V121H90ZM117 120V119H116ZM159 120V119H158ZM200 120V119H199ZM202 120H204V119H202ZM248 120V119H247ZM82 121V120H81ZM87 121V122H88ZM94 121V120H93ZM101 121V120H100ZM126 121H127V119H126ZM141 121V120H140ZM210 121V120H209ZM213 121H214V119H213ZM220 121V120H219ZM222 121H224V120H222ZM231 121V120H230ZM245 121V120H244ZM21 122V121H20ZM27 122V121H26ZM77 122V121H76ZM83 122H84V120L81 122L82 123V125H83ZM86 121H85V124L87 123ZM95 122H97V121H95ZM94 122V123H95ZM112 122V121H111ZM111 122H110V124H111ZM125 122V121H124ZM123 122V124H125ZM139 122V121H138ZM148 122V121H147ZM156 122V121H155ZM162 122V121H161ZM163 122H164V120H163ZM170 122V121H169ZM188 122H190V120H188ZM214 122H216V120L214 121ZM221 122V121H220ZM219 122V123H220ZM226 122V121H225ZM228 122V121H227ZM234 122L236 123V120H235V118H234ZM91 123V122H90ZM93 123V122H92ZM168 123V122H167ZM182 123V122H181ZM198 123V122H197ZM202 123V122H201ZM231 123V122H230ZM240 123H242V121L240 122ZM260 123V124H259ZM263 123H264V121H263ZM262 122H259V120H257V117L256 118H250L249 119V121L248 122H245L244 124H240L239 125V127L238 126H236V127H238L237 129H235V131L233 130V131H231V129H230V127L228 128L231 132H230V135H231V133L233 134V133H238L239 131H242V132H246V133H248L249 135H250V137H251V139H253V138H256L257 136L258 137H261V138H263V140H262V143H261V147L263 148V149H258V148H255L254 146V148L251 146V140H250V138H249V140L248 141H246V139H248L246 136V139H245V143H238V139L236 140L235 139V141L234 142H232V140H233V138L230 136V138L229 139H227L226 137H228L227 135L225 136V135H223L222 133H212L213 135L212 136H210V137H207V139L206 140H203V138L202 137H198V134L201 132L200 131V129H199V127H197V126H195L194 128H193V126H192V128L194 129V131H195V133H196V140H198V141H200V142H198V143H194V142H191L190 143V141L191 140H193V138H191L190 137V139H188V138H182V137H179V136H176V138H177V144H178V146H179V152H178V154L174 157H172V158H170L168 161V166L170 167V168H172V169H175V170H183V171H185V172H188V174L189 173H194V174H196L197 176L196 177H198V180H193V179H189V178H185L184 180H182V178H181V180H179V181H177V182H173V185H172V187H169L171 190H169V189H165V191H169L170 193H169V195H172V194H174V193H176V192H179L180 193V199H182L184 202H186V206H187V209H189L188 210V213H187V216H188V218H189V223H187L190 227L191 226H193V227H191V228H189V227H187L186 225H185V223H184V221L186 220V214L185 213H183V212H185V211H182V210H178L176 213H175V217L174 216H172L173 217V219H174V221H176V219H177V223H179V225L180 226H182L183 228H185V234H190V235H194L195 236V234H215V235H218L220 232H221V227L219 226V225H221L222 223V221H223V219L225 218V217H223V214L221 213V212H216V211H213V209L211 208V212H212V217L210 218V219H208L207 221L205 220V219H207L208 217H203L201 214L203 213V212H201V213H196V212H193L194 210H203L204 209V207H203V204H204V201H203V199H202V196L201 195H204V197H207L208 198V201L210 202V204L212 205V203H213V201H217L218 200V202H222V204H227V205H231L232 203H235V202H238V201H248V202H253V203H255L257 206H259V207H262L263 209H264V174L262 173L263 171H264V153H259V152H264V127H263V129L261 128V125L263 124ZM15 124V123H14ZM84 124V125H85ZM118 124V123H117ZM122 124V123H121ZM126 124H127V122H126ZM132 124V123H131ZM134 124V123H133ZM139 124V123H138ZM166 124V123H165ZM186 124V123H185ZM191 124V123H190ZM205 124V123H204ZM224 124V123H223ZM227 124V123H226ZM233 124V123H232ZM236 124H239L238 123V121H237V123ZM86 125H88V123L86 124ZM90 125V124H89ZM116 125V124H115ZM160 125H161V123H160ZM168 125V124H167ZM195 125V124H194ZM230 125V124H229ZM258 125H260V128H259V126ZM92 126H95V125H93L92 124ZM91 126V127H92ZM105 126V125H104ZM122 126V125H121ZM133 126V125H132ZM136 126V125H135ZM206 126V125H205ZM209 126V125H208ZM231 126V125H230ZM263 126H264V124H263ZM96 127V126H95ZM95 127H94V129H95ZM98 127V126H97ZM102 127V126H101ZM115 128H116V126H114ZM117 127H118V125H117ZM120 127V126H119ZM124 128H125V126H123ZM146 127H147V125H146ZM188 127V126H187ZM190 127V126H189ZM207 127V126H206ZM212 127V126H211ZM211 127H210V129H211ZM216 127V126H215ZM232 127V126H231ZM8 128V127H7ZM86 128H89L88 126H86ZM93 128V127H92ZM160 128V127H159ZM201 128V127H200ZM214 128V127H213ZM219 128V127H218ZM222 128V127H221ZM233 128V127H232ZM91 129V128H90ZM101 129H103V128H101ZM105 129H108V128H105ZM136 129V128H135ZM220 129V128H219ZM228 129H227V131H228ZM259 129H262L261 130V132H263V134H261L260 133V131H259ZM98 130V129H97ZM97 130H95V131H97ZM110 130H111V128H110ZM118 130H119V128H118ZM124 130V129H123ZM127 130H128V128L126 129V131H125V133L127 132ZM147 130V129H146ZM151 130V129H150ZM191 130V129H190ZM204 130H207V129H204ZM211 130H213V129H211ZM211 130H209V131H211ZM218 130V129H217ZM222 130V129H221ZM236 130H238V131H236ZM95 131H94V133H95ZM98 131H100V128H99V130ZM102 131V130H101ZM100 131V132H101ZM107 131V130H106ZM115 132H113V134H111V135H109L108 136V140L110 141V142H115L116 144H122V146H125V145H123V144H127V141H125V143L124 142H121V141H124L125 140V138H123V136L119 133V132H117V130H114ZM163 131V130H162ZM193 131V132H194ZM219 131V130H218ZM112 132V131H111ZM215 132V131H214ZM44 133V132H43ZM98 134H99V132H97ZM96 133V134H97ZM149 133V132H148ZM162 133V132H161ZM203 133V132H202ZM211 133V132H210ZM225 133H227V132H225ZM174 135L172 132H166V135ZM229 134V133H228ZM243 134V133H242ZM242 134H241V136H242ZM88 135V134H87ZM92 135H94V134H92ZM101 135H102V133H101ZM104 135V134H103ZM132 135V134H131ZM153 135V134H152ZM193 135V134H192ZM204 135V134H203ZM234 135V134H233ZM244 135V134H243ZM89 136H91V135H89ZM99 136V135H98ZM156 139H153V138H151L150 137V134L147 136L148 138H150V139H152V141H156V142H164L165 141V133L163 134V136H161L160 134H158V133H156ZM236 136H237V134H236ZM126 137H127V135H126ZM129 137V136H128ZM137 137V136H136ZM135 137V138H136ZM187 137V136H186ZM206 137V136H205ZM253 137V138H252ZM94 138H95V136H94ZM105 138H106V136H105ZM170 138V137H169ZM244 138V137H243ZM104 139V138H103ZM124 139V140H123ZM133 139V138H132ZM97 140V139H96ZM99 140H101V139H99ZM105 140V139H104ZM201 140H203V141H201ZM107 141V140H106ZM129 141V140H128ZM195 141V140H194ZM237 141V142H236ZM253 141V140H252ZM138 142V141H137ZM257 142H259V140L257 141ZM257 142H255V143H257ZM57 143V142H56ZM104 143V142H103ZM130 144V143H129ZM106 145V144H105ZM110 145V144H109ZM138 145L140 146V144L138 143ZM155 145V144H154ZM260 145V144H259ZM113 146V145H112ZM121 146V147H122ZM130 145H128V147H129ZM147 146V145H146ZM165 146V145H164ZM114 147V146H113ZM125 147H127V146H125ZM143 147H144V145H143ZM153 147V146H152ZM109 148H111V147H109ZM133 148V147H132ZM148 148V147H147ZM211 148H214L215 150H218L219 152H220V154L222 155V156H218V155H214L213 157L212 156H210V155H212V154H214V153H212V152H214L213 150L211 151L210 149ZM114 149V148H113ZM157 149H159V148H157ZM118 150V149H117ZM120 150V149H119ZM121 150L123 151V149L121 148ZM137 150H138V148H137ZM114 151H116V150H114ZM121 151V152H122ZM147 151V150H146ZM163 151V150H162ZM124 152V151H123ZM149 152V151H148ZM147 152V153H148ZM111 153V152H110ZM166 153V152H165ZM172 153V152H171ZM253 153H257V156H256V154H253ZM144 154V153H143ZM160 154V153H159ZM253 154V155H252ZM19 155V154H18ZM209 155V156H208ZM20 156V155H19ZM143 157H144V155H143ZM160 158V157H159ZM158 158V159H159ZM162 158V157H161ZM256 158V159H255ZM120 159V158H119ZM144 159V158H143ZM255 160H258L259 162H260V165L258 164V163H256V164H258V165H256L255 164ZM23 161V160H22ZM51 161V160H50ZM120 161H121V159H120ZM157 164V163H156ZM253 166H255L256 168V171H260V174H258V175H261V177L260 178H258L256 181H255V183H253V182H247L246 180H245V177L246 176H244L245 174L247 175L251 170H253ZM20 169V168H19ZM254 171V170H253ZM34 172V171H33ZM252 174V173H251ZM262 174H263V176H262ZM252 176V175H251ZM254 176V175H253ZM192 177V176H191ZM259 177V176H258ZM202 178H204V179H207V180H209V182H208V186H206V184L205 185H203V182H202ZM249 178V177H248ZM255 178V177H254ZM47 180V179H46ZM17 184V183H16ZM204 187H206V188H204ZM9 189V188H8ZM7 189V190H8ZM108 189V188H107ZM66 190H68V189H66ZM127 190V189H126ZM131 190V189H130ZM143 190V189H142ZM73 192V191H72ZM130 192V191H129ZM88 193H89V191H88ZM134 193H135V191H134ZM92 194V193H91ZM155 195H157V197L161 200V201H166V199L163 197V195H162V193L161 192H159V191H157L156 190V193H155ZM160 195V196H159ZM93 196V195H92ZM101 198V197H100ZM171 200V199H170ZM103 201V200H102ZM107 201H108V199H107ZM14 203V202H13ZM252 204V203H251ZM21 205V204H20ZM236 206V205H235ZM235 206H233V208L235 207ZM253 206V205H252ZM251 206V207H252ZM143 207V206H142ZM232 207V206H231ZM250 208V207H249ZM241 209V208H240ZM247 209V208H246ZM125 210H127V209H125ZM231 211V210H230ZM254 211V210H253ZM252 211V212H253ZM252 212H251V214H252ZM254 212H256V211H254ZM253 212V213H254ZM259 212V211H258ZM264 213V212H263ZM58 214V213H57ZM209 214V213H208ZM241 214V213H240ZM250 214V215H251ZM211 215V214H210ZM233 216V215H232ZM231 216V217H232ZM240 216V215H239ZM8 218V217H7ZM103 218V217H102ZM254 218V217H253ZM202 219L204 220L203 222H202ZM250 219V218H249ZM248 219V220H249ZM3 220V219H2ZM168 220V219H167ZM170 220V219H169ZM260 220H262V219H260ZM259 220V221H260ZM173 221V220H172ZM254 221H256V220H254ZM162 222V221H161ZM186 222V221H185ZM261 222V221H260ZM259 222V223H260ZM81 225H83V224H81ZM80 225V226H81ZM85 225V224H84ZM223 225V224H222ZM256 225V224H255ZM255 225H253V226H255ZM36 227V226H35ZM264 227V226H263ZM220 228V229H219ZM1 229V228H0ZM115 229H117V228H115ZM257 230H255V228H253V230H250L249 228H247V227H245V229H242V228H239V230L238 231H240V234H241V236H240V238H241V240H242V242H244V244H245V247L243 246V248H246L247 247V249L248 250H250V252H251V254H250V257H251V260L249 261V263L248 264H264V228L263 229H260V228H256ZM131 231V230H130ZM177 231V230H176ZM77 232H79V231H77ZM83 233V232H82ZM77 235L78 236H82V235H80L79 233H77ZM108 235H110V234H108ZM107 235V236H108ZM233 236V235H232ZM34 238H36V237H34ZM79 238V237H78ZM77 238V239H78ZM142 238V237H141ZM95 239V238H94ZM99 239V238H98ZM110 239V238H109ZM112 239V238H111ZM85 240V239H84ZM240 241V240H239ZM107 242V241H106ZM4 244V243H3ZM81 244V243H80ZM124 244V243H123ZM243 244V245H244ZM183 246H184V244H183ZM27 247V246H26ZM89 256V255H88ZM71 257L72 256H70V255H68V254H62V256H61V259H62V262H66V261H70L71 260ZM245 260V259H244ZM237 261V260H236ZM102 263H104V264H107V263H105V262H102ZM101 264V263H100ZM181 264H183V263H181Z\"/></svg>",
  "mask_w": 264,
  "mask_h": 264
}]
</instances>
